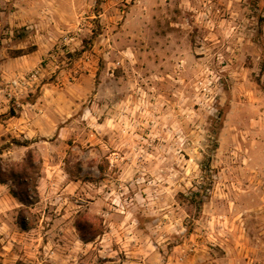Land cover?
I'll return each instance as SVG.
<instances>
[{
  "label": "rangeland",
  "instance_id": "374dc122",
  "mask_svg": "<svg viewBox=\"0 0 264 264\" xmlns=\"http://www.w3.org/2000/svg\"><path fill=\"white\" fill-rule=\"evenodd\" d=\"M0 175V264H264V0H0Z\"/></svg>",
  "mask_w": 264,
  "mask_h": 264
},
{
  "label": "crops",
  "instance_id": "0c3cea01",
  "mask_svg": "<svg viewBox=\"0 0 264 264\" xmlns=\"http://www.w3.org/2000/svg\"><path fill=\"white\" fill-rule=\"evenodd\" d=\"M3 3L6 4V2ZM45 115H48L45 102L43 96H39L33 103L22 105L17 117L8 118L5 121L7 122L6 129L15 137L23 139L48 138L51 136L49 133L60 125V118L56 114L48 115L49 121L45 126L43 124V116Z\"/></svg>",
  "mask_w": 264,
  "mask_h": 264
},
{
  "label": "trees",
  "instance_id": "16d2710c",
  "mask_svg": "<svg viewBox=\"0 0 264 264\" xmlns=\"http://www.w3.org/2000/svg\"><path fill=\"white\" fill-rule=\"evenodd\" d=\"M13 116V114H11ZM5 165H10L9 167L13 170L11 171V176L14 177L12 173H17L16 177L14 178L15 181H17V185L21 186L20 188V193L17 194L14 191H11V194L13 197L17 198L21 204L23 205L24 208H21L18 212V217H17V224L22 228L26 229L28 228V223H27V218L25 216V213H28L27 211V203L31 204L30 199H36L37 198V190H36V179H34V183L32 185L31 191H32V196L28 192V187L27 183L29 180H32L31 176H29L28 171H36V174L39 173V169L41 167V159L36 158L35 155L33 154L32 151H29L24 158H22L21 161L18 162H10L5 163ZM15 168V169H14ZM38 176V175H37ZM0 182L2 183L3 180L1 179L0 175Z\"/></svg>",
  "mask_w": 264,
  "mask_h": 264
},
{
  "label": "built area",
  "instance_id": "2783aa9c",
  "mask_svg": "<svg viewBox=\"0 0 264 264\" xmlns=\"http://www.w3.org/2000/svg\"><path fill=\"white\" fill-rule=\"evenodd\" d=\"M36 74V72L33 74V76ZM13 83H15V82H13Z\"/></svg>",
  "mask_w": 264,
  "mask_h": 264
}]
</instances>
